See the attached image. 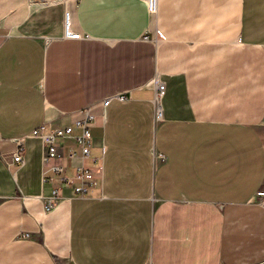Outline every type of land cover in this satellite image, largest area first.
<instances>
[{
    "label": "crops",
    "instance_id": "obj_1",
    "mask_svg": "<svg viewBox=\"0 0 264 264\" xmlns=\"http://www.w3.org/2000/svg\"><path fill=\"white\" fill-rule=\"evenodd\" d=\"M87 109L82 197L29 135ZM263 193L264 0H0V264H264Z\"/></svg>",
    "mask_w": 264,
    "mask_h": 264
},
{
    "label": "built area",
    "instance_id": "obj_2",
    "mask_svg": "<svg viewBox=\"0 0 264 264\" xmlns=\"http://www.w3.org/2000/svg\"><path fill=\"white\" fill-rule=\"evenodd\" d=\"M147 8L149 14H155L158 10V0H140ZM65 37L72 40H81L83 36L80 33H74L70 30L68 21L65 22L64 28ZM157 98L155 108V118L160 120L162 118V111L159 106V100L165 93V85L157 82ZM83 117L76 120L74 123L66 128L47 129L46 125H41L29 135V137L37 138L41 141L43 147V165L49 167V170L53 173V176L48 178L45 176L43 181H53L55 176H59L61 184L63 186H71L79 196H86L91 188L96 187V181L93 174L84 165L77 167L74 177L69 178L64 176L65 166L63 164L53 163L60 160H72L78 157L76 150L69 148L64 153L65 145L63 141L66 139H73L76 142V146L80 149V157L82 159L90 158L91 139L92 134L90 131L91 124L95 121L96 116L93 115L88 109L83 110ZM78 131V132H77ZM18 149L14 155V162L21 165L24 163L23 151L24 142L23 139L17 140ZM157 159V157H156ZM100 170H104V164L101 163ZM46 174V173H45ZM78 181V184H75ZM61 186L54 187L52 189V196L48 198L45 203V212H50L56 206L57 202L61 199ZM264 196V193L262 194ZM24 238H28L29 234H25Z\"/></svg>",
    "mask_w": 264,
    "mask_h": 264
}]
</instances>
